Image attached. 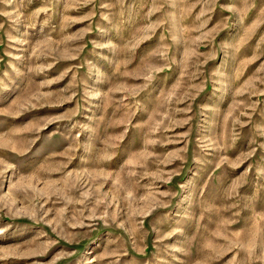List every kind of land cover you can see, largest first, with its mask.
Instances as JSON below:
<instances>
[{
    "label": "rangeland",
    "instance_id": "1",
    "mask_svg": "<svg viewBox=\"0 0 264 264\" xmlns=\"http://www.w3.org/2000/svg\"><path fill=\"white\" fill-rule=\"evenodd\" d=\"M0 264H264V0H0Z\"/></svg>",
    "mask_w": 264,
    "mask_h": 264
}]
</instances>
